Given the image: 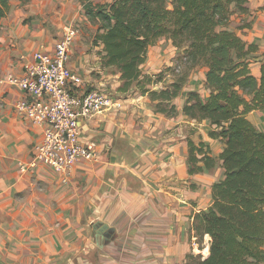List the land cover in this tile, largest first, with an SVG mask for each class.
I'll return each instance as SVG.
<instances>
[{"label": "crops", "instance_id": "0c3cea01", "mask_svg": "<svg viewBox=\"0 0 264 264\" xmlns=\"http://www.w3.org/2000/svg\"><path fill=\"white\" fill-rule=\"evenodd\" d=\"M113 1L8 2L0 27V264H95L97 220L114 226L117 235L103 248L100 264H186L195 250L210 253L212 238L195 215L212 205L213 185L225 177L224 143L209 135V118L198 121L183 110L190 90L208 99L206 67L197 66L173 100L171 114L157 111L149 92L136 84L121 91L120 70L104 66V44L94 43L100 18L85 8ZM251 2L248 12L233 14L227 28L257 46L251 67L260 75L264 0ZM239 23L247 26L239 28ZM73 24L81 28L70 60L83 78L77 89L105 88L122 106L80 117V140L97 158L83 159L63 181V172L43 163L20 167V161L33 157L44 125L17 113L14 105L26 93L3 78L22 72L36 51L52 52ZM166 41L174 46L171 38L162 37L150 47L144 72L162 71L160 44ZM172 55L166 63L173 62L176 52ZM248 117L264 131V108L249 111ZM189 139L206 144L209 165L202 154L196 165L190 161Z\"/></svg>", "mask_w": 264, "mask_h": 264}, {"label": "trees", "instance_id": "16d2710c", "mask_svg": "<svg viewBox=\"0 0 264 264\" xmlns=\"http://www.w3.org/2000/svg\"><path fill=\"white\" fill-rule=\"evenodd\" d=\"M251 1L114 0L85 7L100 18L94 43L104 44V66L120 70L119 89L127 92L136 84L157 101V111L171 114L190 74L206 67L208 99L190 90L183 110L195 120H211L209 135L224 143L225 177L213 185L212 205L195 215L212 238L210 253H189L186 264H264V131L248 117L249 111L264 108V61L256 75L251 53L257 46L227 28L233 14L250 10ZM8 2L0 0V27ZM162 37L173 41V62L158 73L144 72L150 47ZM165 71L176 77L162 89L151 88L163 81ZM189 146L193 164L198 154L211 163L204 142L189 139Z\"/></svg>", "mask_w": 264, "mask_h": 264}, {"label": "built area", "instance_id": "2783aa9c", "mask_svg": "<svg viewBox=\"0 0 264 264\" xmlns=\"http://www.w3.org/2000/svg\"><path fill=\"white\" fill-rule=\"evenodd\" d=\"M81 32L71 25L56 40L52 52L36 51L34 61L20 73H8L3 81L19 85L26 96L14 105L17 113L33 123L44 125L43 137L29 161H20L21 168L38 163L61 171L68 181L76 164L86 157L97 158L80 140V117L93 116L111 105L122 106L104 88L79 91L82 76L70 66L71 49Z\"/></svg>", "mask_w": 264, "mask_h": 264}, {"label": "water", "instance_id": "95a60500", "mask_svg": "<svg viewBox=\"0 0 264 264\" xmlns=\"http://www.w3.org/2000/svg\"><path fill=\"white\" fill-rule=\"evenodd\" d=\"M92 236L97 242V246L93 251V259L95 264H100V257L103 248L117 237V235L115 234V227L102 220H97L93 223ZM98 238L101 239L98 240Z\"/></svg>", "mask_w": 264, "mask_h": 264}, {"label": "rangeland", "instance_id": "374dc122", "mask_svg": "<svg viewBox=\"0 0 264 264\" xmlns=\"http://www.w3.org/2000/svg\"><path fill=\"white\" fill-rule=\"evenodd\" d=\"M161 46H163V48L160 50V52H161V55H162V57H163V59H162V64H161V69L162 70H165L166 69V67H167V65H169L170 63H166L165 61H167L168 62V59H170V57L171 56H173L172 54H174L175 52H176V48H175V50H174V46H172V45H167V41L166 42H163L162 44H160ZM159 45V46H160ZM160 47H158V49H159ZM159 52V53H160ZM167 57V58H166ZM172 61V60H171ZM186 69V68H185ZM183 70L184 72L185 71H187V69L186 70ZM198 69H199V66H198ZM195 71H197V68L194 70V72ZM183 72V73H184ZM194 72H192V74L194 73ZM192 74H190V76L188 77V81H190V78H191V76H192ZM163 81H161V82H158V83H154V88L153 89H162L165 85H167L173 78H175L176 76H175V74H174V72H171V71H165L164 72V74H163ZM187 84H188V82H187ZM186 84V85H187ZM156 85H159L158 87H156ZM185 85V86H186ZM105 89V88H104ZM139 89V88H138ZM140 90V89H139ZM109 92V91H108ZM111 94V93H110ZM150 95V94H149ZM177 97H175L174 99H176ZM157 101H155V103H156ZM156 109H157V107H156ZM195 253H201V251H198V250H195ZM206 255V254H205Z\"/></svg>", "mask_w": 264, "mask_h": 264}]
</instances>
